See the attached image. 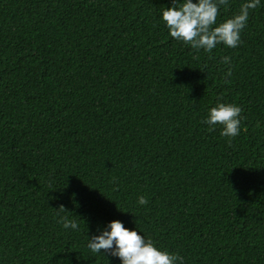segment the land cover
<instances>
[{"label": "trees", "instance_id": "trees-1", "mask_svg": "<svg viewBox=\"0 0 264 264\" xmlns=\"http://www.w3.org/2000/svg\"><path fill=\"white\" fill-rule=\"evenodd\" d=\"M161 6L0 0V264H120L86 247L112 220L184 264H264V0L237 47L198 54ZM218 101L242 108L230 140L202 123Z\"/></svg>", "mask_w": 264, "mask_h": 264}, {"label": "clouds", "instance_id": "clouds-1", "mask_svg": "<svg viewBox=\"0 0 264 264\" xmlns=\"http://www.w3.org/2000/svg\"><path fill=\"white\" fill-rule=\"evenodd\" d=\"M226 3L227 0H171V6L159 8L158 19L167 29L168 37L189 45L197 54L201 50L211 53L220 44L235 48L240 43V33L249 18V10L262 5V0H244L238 13L218 22L220 9ZM221 59L224 64H231L229 56ZM230 75V69L223 74L226 83ZM241 113L242 108L238 104L218 101L208 108L202 123L208 126L209 131L219 125L220 135L230 140L241 131V121L244 119ZM255 127L264 128V121L258 120ZM147 202L143 195L136 200L140 206ZM68 213L71 212L60 205L57 223L63 229L79 231L78 221ZM86 247L100 256H104L101 253L104 250V253L118 258L120 264H184V258L178 253L161 249L137 227L129 229L121 220L98 225L90 236L87 235Z\"/></svg>", "mask_w": 264, "mask_h": 264}]
</instances>
